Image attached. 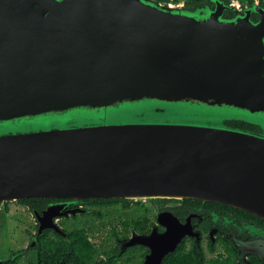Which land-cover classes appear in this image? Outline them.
Listing matches in <instances>:
<instances>
[{
    "label": "water",
    "instance_id": "95a60500",
    "mask_svg": "<svg viewBox=\"0 0 264 264\" xmlns=\"http://www.w3.org/2000/svg\"><path fill=\"white\" fill-rule=\"evenodd\" d=\"M129 1L136 6L0 0V131H11L0 132V202L193 199L264 220V140L256 137L264 133L223 125L241 120L264 131L263 112L233 116L229 100L264 99L207 37H215L207 28L212 20L241 35L236 27H256L261 17L252 23L247 15L264 18V7L253 3L228 19L223 11L238 7L220 0H211V12ZM211 112L226 114L214 120ZM171 113L184 116H166ZM50 213L38 219L34 241L49 229L66 239ZM166 217L167 223L159 220L163 234L127 243L149 248L143 264H162L193 235Z\"/></svg>",
    "mask_w": 264,
    "mask_h": 264
},
{
    "label": "flooded vegetation",
    "instance_id": "af4514ba",
    "mask_svg": "<svg viewBox=\"0 0 264 264\" xmlns=\"http://www.w3.org/2000/svg\"><path fill=\"white\" fill-rule=\"evenodd\" d=\"M152 1L158 6L173 5L169 0ZM255 2L264 7V0H254ZM210 7H213V4ZM241 8L239 4L240 11ZM234 15L231 10L223 11L224 18H233ZM251 20L257 22L259 16L252 13ZM258 129L257 132H260V126ZM31 199L25 204L18 201L16 203L23 206L32 216L36 232L40 224L38 219L48 210L51 211L50 216L55 225L63 231L68 227L80 226L79 228H92L96 232L112 226L97 246L101 248L100 246L104 244L106 250L111 248L109 255L118 257V264H143L150 253L149 248L138 244L127 246V243L133 237H148L153 231L159 235L163 234L166 227L159 220L169 222V219L165 218L166 215H171L180 225H186L188 232L193 234L184 236L180 242L183 243L185 251H199L206 258L218 259L221 262L230 254L231 264H252L254 259L264 261V221L231 207L193 199L156 198L137 201L120 199L109 204L106 199L85 198L74 200L79 205L66 209L65 204L73 203V199ZM112 208L120 211L115 221L107 217L108 210ZM128 211L135 212L136 215L127 216ZM3 214L4 212H0V218ZM91 214L99 216L85 217ZM78 218L80 225H70V222ZM94 221L98 222L97 227H93L94 224L90 225ZM111 232L114 236L109 237L108 233ZM33 241V236L30 235L29 242ZM32 250L35 253L34 247ZM16 255L17 253H14L10 257L14 258L15 264L18 259Z\"/></svg>",
    "mask_w": 264,
    "mask_h": 264
},
{
    "label": "rangeland",
    "instance_id": "374dc122",
    "mask_svg": "<svg viewBox=\"0 0 264 264\" xmlns=\"http://www.w3.org/2000/svg\"><path fill=\"white\" fill-rule=\"evenodd\" d=\"M113 1L122 2L132 7L136 6V3L129 0ZM145 1L155 4L152 0ZM235 4L236 2L231 3L232 6L237 7ZM251 8L252 7H250V9ZM253 8L263 9V6L253 5ZM178 9H180L179 6L176 7L175 11H177ZM214 9V7H211L210 9H208V12L214 11ZM250 9L248 7V10ZM246 10L247 9L242 7L240 11L238 6V12H232H234V17H236L237 15H244V13L247 12ZM252 13L253 12L247 15V21L256 23L251 20ZM256 15L261 17V21L256 27H254V25H243L240 27L238 26V28L236 27V29H238L241 35H232L228 33L227 30L225 31V29L219 28L218 24L215 23L214 20H212L210 22L209 27L207 28L216 31L215 37L211 36L209 32L207 33V37L217 45L221 47L223 46L222 48L223 50L225 49V56L231 62L235 70L238 72L241 80L244 82V84H246L247 87L253 90L257 98H260V100H262L264 99V18L260 12H257ZM242 21L243 20L239 21L238 24L240 25ZM233 33L237 32L233 31ZM219 96L220 95L218 94H214L213 99L218 100L221 98ZM229 100L235 101L233 108L230 109L233 116H236V114L240 113V111L247 113L249 112V115L254 116H258L259 114L257 113H264V101H261L258 104L252 97H241L235 99L231 98ZM250 108L259 110H255V112H253V110ZM198 113L199 115H203L201 114V112ZM218 126L223 127L222 125H217L215 128H217ZM262 127L264 128V124ZM28 129L30 128L21 127L19 131H25ZM229 129V131H239L233 128ZM0 132L9 133L11 131L3 130ZM256 137L264 140V135H257ZM74 200L76 199H73V201ZM135 200L137 201L145 199H134L133 201ZM147 204H149V202H147ZM65 205L67 209L70 206H78L79 204L74 201L71 204ZM4 208H6V210H4ZM0 212H4V214L0 218V261L8 259L14 253H17V264H36V255L32 250V242H29L30 235L33 236L34 239L37 233L35 229L36 224L32 216L27 212V210L23 206L16 203V201L0 202ZM119 214L120 211L118 209L112 208L108 210L107 217L115 221L118 218ZM126 215L133 216L136 215V213H131L130 211H128ZM79 220L80 218L70 222V225H80L81 223H79ZM97 224L98 222L94 221L90 225H93V227H97ZM110 228H112V226L106 227V229L104 230L91 233L90 241L96 245L100 244L101 241L105 238L106 233ZM207 258L209 259V257Z\"/></svg>",
    "mask_w": 264,
    "mask_h": 264
},
{
    "label": "trees",
    "instance_id": "16d2710c",
    "mask_svg": "<svg viewBox=\"0 0 264 264\" xmlns=\"http://www.w3.org/2000/svg\"><path fill=\"white\" fill-rule=\"evenodd\" d=\"M171 1L173 5L181 4L183 9L193 11L197 8L204 6H211V0H165ZM225 6H228L232 1H237L242 7L251 6L254 0H220ZM156 4V3H155ZM214 6V4H213ZM223 125L233 129L242 131L252 132L255 134L263 133L259 129L258 125L251 124L241 120H224ZM256 131V132H255ZM31 198L17 200L25 204L31 201ZM109 204L120 201L116 198L106 199ZM213 204V203H212ZM214 205L220 206L221 204ZM225 206V205H222ZM229 207V206H225ZM233 208V207H231ZM236 209V208H234ZM239 210V209H237ZM242 211V210H240ZM250 216L256 217L250 213L244 212ZM89 213V212H87ZM99 216L97 215H86L85 217ZM258 218V217H257ZM262 220V219H261ZM264 221V220H263ZM82 222V221H81ZM140 225V224H139ZM66 239L56 234L54 231L45 230L35 242L34 251L36 253V264H118V257L110 256V249L106 250V246L101 245L99 248L96 244L90 241L91 233L95 232L92 228H79V227H68L64 231ZM108 236H114V234L108 233ZM231 255L221 262L218 259H207L199 251H185L183 243L179 244L174 252L169 253L163 259V264H231ZM16 261L12 257L3 261L1 264H15ZM252 264H264V261L252 260Z\"/></svg>",
    "mask_w": 264,
    "mask_h": 264
},
{
    "label": "bare ground",
    "instance_id": "6f19581e",
    "mask_svg": "<svg viewBox=\"0 0 264 264\" xmlns=\"http://www.w3.org/2000/svg\"><path fill=\"white\" fill-rule=\"evenodd\" d=\"M222 114H226V113H218V112H211V113H209V118H212V119H214V120H217V119H219L220 118V116L222 115ZM229 114V113H228ZM166 116H169V117H183L184 115H180V114H177V113H171V114H167ZM258 117V116H257Z\"/></svg>",
    "mask_w": 264,
    "mask_h": 264
},
{
    "label": "built area",
    "instance_id": "2783aa9c",
    "mask_svg": "<svg viewBox=\"0 0 264 264\" xmlns=\"http://www.w3.org/2000/svg\"><path fill=\"white\" fill-rule=\"evenodd\" d=\"M237 7L239 6V3L238 2H236V4H235Z\"/></svg>",
    "mask_w": 264,
    "mask_h": 264
}]
</instances>
